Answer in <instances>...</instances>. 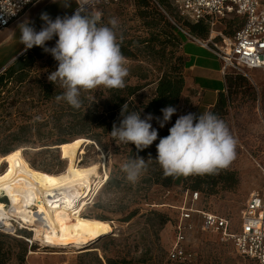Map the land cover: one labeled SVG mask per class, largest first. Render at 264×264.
<instances>
[{
    "label": "rangeland",
    "instance_id": "374dc122",
    "mask_svg": "<svg viewBox=\"0 0 264 264\" xmlns=\"http://www.w3.org/2000/svg\"><path fill=\"white\" fill-rule=\"evenodd\" d=\"M150 1L151 7L145 8L138 4V0H100L84 10L85 14L99 12L101 24L106 25L110 18H116L119 22L118 42L134 52V57H126L129 74L122 90L101 86L82 91L79 109L66 101H58L56 97L62 95L64 89L48 80L50 72L58 66L57 61L35 46L42 52V57L26 70L22 81L14 80L11 91L2 93L0 160L21 148L27 165L42 174L64 172L79 160L81 166L99 162L103 165L99 168L100 174L105 171L106 178L102 181V178H94L92 190L84 197L85 203L76 208V214L105 218L102 220L108 221L109 226L105 233L82 249L36 239L32 227L18 217L12 216L15 221L12 218L0 220L6 227L0 226L3 253L0 264H108V259L125 261L124 264H172L168 260V251L174 240L180 207L189 204L196 209L214 211L239 224L250 193L261 188L264 182V76L259 70L241 72L229 69L231 74L242 75L246 81L240 79L227 89L225 106L213 108L211 113L225 122L236 140L235 158L226 168L218 169L223 179L220 178L214 186H203L202 194L195 202L191 201L190 193L183 186L163 185L165 176L155 160L159 139L169 134V128L180 115L195 109L197 101L192 98L195 99L197 93L194 88L186 90V96L175 106L176 113L163 128L155 119L150 121L158 131V138L148 148L138 151L134 144L121 143L111 136L113 125L119 126L123 118V105L113 108L115 101L105 103L118 95H113L112 90L122 91L120 93L124 96L128 87L139 86L140 89L125 103L131 112L152 97L159 79L166 73L185 74L181 43L173 38L177 34L165 24L154 7L186 32H189L185 25L188 20L178 15L170 2L162 5L157 0ZM77 6V0H71L70 7L53 0H39L33 8L35 14L25 21L39 31L44 25L41 13H47L54 20L57 16L73 15ZM240 19L234 16L218 21L214 27L210 25L206 40L212 33L217 35L220 31L227 37L232 36L241 25ZM4 38L0 44V61L6 55L7 59L0 73L15 58L31 51L24 50L20 42L19 25L13 32H6ZM56 39L47 41L46 46L54 47ZM89 113L100 122L99 127L92 129L83 124L82 118ZM147 114L143 112L141 118ZM152 115L163 118V114ZM84 133L95 134L98 142L85 138ZM62 140L70 141L58 145L59 149H48ZM137 156L145 159L146 169L133 184L126 179L123 165ZM9 164L8 159L3 160L0 172ZM0 201L9 204L6 195H0ZM190 239V246L195 250L190 264H257L241 256L231 241L222 240L217 233L195 232Z\"/></svg>",
    "mask_w": 264,
    "mask_h": 264
},
{
    "label": "clouds",
    "instance_id": "9594fccd",
    "mask_svg": "<svg viewBox=\"0 0 264 264\" xmlns=\"http://www.w3.org/2000/svg\"><path fill=\"white\" fill-rule=\"evenodd\" d=\"M64 7L71 0H53ZM44 25L39 31L29 21L19 25L20 42L24 50L39 46L57 61V68L48 75L49 82L64 89L56 99L66 101L71 107H81V92L92 91L101 86L109 89L125 87L129 71L126 57L118 42L119 22L110 18L101 24V14H85L79 6L70 17L57 16L54 20L41 13ZM57 37L54 47L46 42ZM122 40V37L120 38ZM177 109L166 106L161 109L163 118L127 110L123 105L119 126L113 125L111 136L121 143L134 144L138 151L148 148L158 138L157 129L150 121L155 119L161 128L171 120ZM156 162L165 177H188L195 174L213 173L226 168L235 158L236 140L225 122L211 112L198 116L194 113L180 115L169 134L160 138L156 145ZM146 169V161L135 157L123 165L126 179L135 184Z\"/></svg>",
    "mask_w": 264,
    "mask_h": 264
},
{
    "label": "built area",
    "instance_id": "2783aa9c",
    "mask_svg": "<svg viewBox=\"0 0 264 264\" xmlns=\"http://www.w3.org/2000/svg\"><path fill=\"white\" fill-rule=\"evenodd\" d=\"M35 1L0 0V31L13 25ZM98 1L77 0L81 10L94 6ZM172 4L181 17L192 22L206 21L212 27L220 20L240 17L241 25L232 36L227 37L222 31L217 35L212 33L204 44H211L217 57L223 61L225 71L257 69L264 76V0H172ZM185 190L190 193L192 202L201 196L200 191ZM180 208L168 260L192 261L195 250L190 246L191 235L211 231L219 234L222 240L231 241L241 256L264 264V182L258 191L250 193L239 224L217 212L196 209L193 205L185 204ZM0 226L5 227L1 223Z\"/></svg>",
    "mask_w": 264,
    "mask_h": 264
},
{
    "label": "bare ground",
    "instance_id": "6f19581e",
    "mask_svg": "<svg viewBox=\"0 0 264 264\" xmlns=\"http://www.w3.org/2000/svg\"><path fill=\"white\" fill-rule=\"evenodd\" d=\"M5 159L10 164L0 172V195H6L9 204L0 201V220L18 217L32 227L36 239L78 247L108 230V221L76 214L90 194L94 178H106L105 171L100 174L103 165L99 162L81 166L79 160L64 172L42 174L27 165L21 148L4 156L0 167Z\"/></svg>",
    "mask_w": 264,
    "mask_h": 264
},
{
    "label": "trees",
    "instance_id": "16d2710c",
    "mask_svg": "<svg viewBox=\"0 0 264 264\" xmlns=\"http://www.w3.org/2000/svg\"><path fill=\"white\" fill-rule=\"evenodd\" d=\"M157 2H158V4H162V5H166L170 2V4L173 7L172 0H157ZM138 4L140 6H144L145 8L151 7V1L150 0H138ZM154 9H155V12L158 15H160V17L164 20L165 24L168 25L170 28H172V32L173 33L176 32L177 35H174L173 38L178 40L179 43H181V47H182V44L185 41V38L187 37V33L182 32L180 29L182 27L173 24L169 19H167V17L164 15V13H162L157 7H154ZM173 9H174V7H173ZM82 11H84V10H82ZM185 25L189 28L188 33L191 34L192 36L198 37V38L201 37L204 39H206L208 37L209 26H210V24L208 22H206V21L192 22V21L188 20V22ZM120 47H121V51L125 57L132 58L135 56L134 52L131 49H129L128 47H125L124 45H120ZM42 55L43 54L40 51V49L38 47L34 46L33 48H31L30 52L25 53L24 55H20L17 58H15L14 61L10 64V66L7 67L3 72L0 73V97L2 96L3 92L11 91V89H12L11 84H13V82L16 78L20 79V81H22L24 78L22 75H24L26 70H30L32 68V66L34 65L36 59L39 57H42ZM186 65H187V63H186L185 58H184V66H186ZM226 79H227V89L232 88L236 83H238L240 81V79L246 81V78L243 77L242 75H233L229 72V70L226 71ZM185 86H186V82H185V75L184 74H182V73H178V74L166 73L164 76H162L159 79L157 86H156V91L152 95V97L149 98L146 102H144L143 105H141L139 107H134L130 111L140 112L141 117L143 115V112L148 113V114L149 113L150 114H162V112H161L162 108H164L166 106L175 107L178 104V102L180 101L181 95L184 91ZM128 89H129V91L124 96L120 93L122 91H119L117 93V92H114V90H112L111 92L113 93V95H115V94H118V95H115L116 97L111 98L109 100L105 99L106 100L105 103L110 104V101H111V103L115 101L116 103L114 104L113 108H116L117 106L124 105L128 101V99L133 94H135L140 88H139V86H133V87H128ZM119 90H122V89H119ZM225 104H226V96H225V93L223 92L221 94V96L219 97V100L216 103L214 108L218 107L219 109H222L225 106ZM211 110H214V109H211ZM211 110L209 112H213ZM96 115H97V113H96ZM113 116L114 115L112 114L111 117H113ZM81 121L83 122V124L85 126L87 125L92 129L100 126V122H98V120H96V118H92V113L85 115V117H83ZM84 135H85V138H89V139H92V140H95L98 142V138L96 137L95 134L91 135V134L84 133ZM79 137H82V136H79ZM69 141H63V140L59 141V143L52 144V148H48V149H59L58 145L65 143V142H69ZM13 150H10V151H13ZM10 151L6 152L5 154L9 153ZM5 154H3V155H5ZM32 165L34 167L38 168L34 164H32ZM39 169H41V168H39ZM223 177L224 176L221 175L218 170H216L213 173H205L202 175L201 174H195V175H190L188 177L180 176L178 178H173V177L169 176V177H165V179L163 180V185H165V186H171V185L180 186L181 185L187 190L200 191L202 194L203 186H207V187L214 186L220 180V178L223 179ZM211 193H212V191H211ZM102 219H105V218H102ZM174 238H175V232H174ZM2 254H3L2 253V246H0V262L2 260V256H3ZM170 262L172 264H190L191 263V261L190 262L170 261ZM124 263H125V261L108 259V264H124Z\"/></svg>",
    "mask_w": 264,
    "mask_h": 264
},
{
    "label": "crops",
    "instance_id": "0c3cea01",
    "mask_svg": "<svg viewBox=\"0 0 264 264\" xmlns=\"http://www.w3.org/2000/svg\"><path fill=\"white\" fill-rule=\"evenodd\" d=\"M38 1H35L13 25L0 31V44L4 42L6 32H13L18 25L35 14L33 8ZM196 38L187 34L182 44V52L187 65L184 71L186 89L185 92L183 91L181 99L186 96L187 89L194 88L197 96L192 100L197 102L191 113L198 116L209 112L215 107L221 94L227 91V79L223 61L217 57L210 45L204 44V41H207L206 39L200 37L198 39L201 41H199ZM6 59L7 55L2 62L0 61V68L4 65Z\"/></svg>",
    "mask_w": 264,
    "mask_h": 264
},
{
    "label": "water",
    "instance_id": "95a60500",
    "mask_svg": "<svg viewBox=\"0 0 264 264\" xmlns=\"http://www.w3.org/2000/svg\"><path fill=\"white\" fill-rule=\"evenodd\" d=\"M84 145H85V143L83 144V146H84ZM86 246H87V244L83 245V246L80 247V248L84 249ZM63 247H65V246H63ZM77 247H78V246H77Z\"/></svg>",
    "mask_w": 264,
    "mask_h": 264
}]
</instances>
